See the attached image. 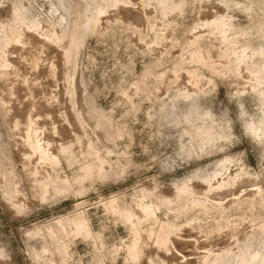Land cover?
<instances>
[{
  "label": "rangeland",
  "instance_id": "1",
  "mask_svg": "<svg viewBox=\"0 0 264 264\" xmlns=\"http://www.w3.org/2000/svg\"><path fill=\"white\" fill-rule=\"evenodd\" d=\"M0 44V264H264V0H0Z\"/></svg>",
  "mask_w": 264,
  "mask_h": 264
},
{
  "label": "bare ground",
  "instance_id": "2",
  "mask_svg": "<svg viewBox=\"0 0 264 264\" xmlns=\"http://www.w3.org/2000/svg\"><path fill=\"white\" fill-rule=\"evenodd\" d=\"M45 42H46V40H45ZM1 43H3V42H1ZM42 43H44V41ZM64 46H63V48H64V51H65L66 50V47H64ZM4 73H2V72L0 73V77L1 78L5 76ZM14 126L17 127V123H15ZM37 130H38V128L31 121L30 116H27L26 117V120H25V132H26V136L24 134L25 139H24V142L23 143H24V146L29 150V153L31 155H39V159H41L46 154L47 147H49V146H48L47 141H46V143L44 142L43 147H41L38 144V142L36 141V135L38 134L37 133ZM251 131H252V133L254 135H256V131L257 130L255 131V130L252 129ZM35 169H36L35 167H33V168L30 169V173L29 174L31 176H36V170ZM201 192H202V190L200 188H195L193 185L185 184V185H181L180 187L174 189V191L172 193V196L170 198L164 197L163 195L159 194L158 195V199H159L160 202H163V203L164 202L165 203H171V202H173V200L178 199L182 195H186V194H188V195H198ZM143 213H137V219L138 220H142L143 218H145V214H143ZM145 237L147 239H150V240H153V241L155 239V237L153 236V234L151 232L147 233ZM164 239H165V242L166 243H169V241H170L169 234L168 235H165L164 236ZM143 247H144V245H143V243L141 241V237L138 236L134 240V242L132 244V250H133L134 257H135L136 260H139L143 256V254H144V248ZM166 247H167V245L164 247V249H166ZM218 259L222 260L223 257L220 255L218 257ZM242 262H243V264H251V261H248V260H244Z\"/></svg>",
  "mask_w": 264,
  "mask_h": 264
}]
</instances>
